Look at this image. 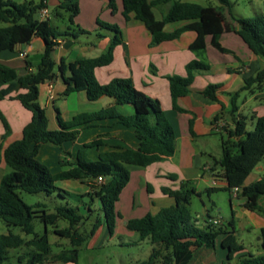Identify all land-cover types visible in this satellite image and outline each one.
Returning a JSON list of instances; mask_svg holds the SVG:
<instances>
[{"label":"trees","instance_id":"1","mask_svg":"<svg viewBox=\"0 0 264 264\" xmlns=\"http://www.w3.org/2000/svg\"><path fill=\"white\" fill-rule=\"evenodd\" d=\"M47 0H24L17 3L14 0H0V50H14L22 44H30L33 37H40L44 41V50L41 61L34 71L28 62L25 68L18 72L15 68L0 62V100L5 98L18 100L24 108L31 113L30 121L24 126L22 136L7 147L0 144V157L6 161L9 171L0 181V220L8 226H19L26 235L33 237L26 239L19 234L9 232L0 234V264L8 259V248H17L22 245L33 246L36 253L33 262H42L52 251L48 238L47 224L55 225L59 219H66L70 226L67 228H54L56 234L68 236L72 248L63 249L56 253L55 258L63 264H78L80 246L85 237L79 232V226L89 217V210L83 214L79 208L72 206H57L54 211L47 212L42 209L41 203H26L20 190L30 193L45 192L52 194L60 190L57 181L79 180L89 187L87 194L99 199L105 214V222L110 232L114 228L115 206L123 189L130 180V166H148L175 152L176 133L174 127L167 119L159 100L139 90L130 77H114L108 83H101L95 69L110 64L114 60L115 48L123 42V35L117 24L97 22L112 31L108 50L99 56L81 58L72 67V75L66 79L68 85L65 94L74 88L84 90L89 100H97L102 96L113 99V103L96 112H82L74 115L70 120L62 118L57 109V122L59 128L49 129V119L44 107L38 101L39 87L42 83L55 79L56 62L53 52L58 45V39L75 34L60 30L52 25L50 17L40 18V10L47 7ZM222 8L229 13L235 32L245 42L247 47L256 55L264 58V15L254 17H237L232 13L230 0H219ZM108 6L114 13L117 9L115 0H109ZM122 14L126 21L131 15L141 21L152 36V44L174 40L187 30L196 33L195 39L189 44L193 51H201L206 47V37H211V43L221 52H230L223 47L220 38L223 33L222 19L224 15L212 5H203L183 0H122ZM161 11V18H157L154 8ZM60 9L70 13L69 20L79 14L80 8L77 0H59L55 14L60 15ZM187 21L186 24L173 31H167L166 25ZM59 73L64 76L66 63L61 60ZM209 65L191 62L186 67V75L168 76L170 94L173 108L181 111L177 99L188 93L198 70H206ZM263 84L264 67L255 76L245 80L241 90L250 89L253 85ZM219 84H209L204 94L210 99L218 101L217 91ZM240 91L232 94V114L235 115V128L230 138H239L234 146L223 141V156L215 164L220 170L216 174L225 178L226 187H208L211 192L219 189H239V195L244 198V207L264 214V206L260 199L264 195V175L262 178L245 184L247 176L264 158V115L256 117L255 128L246 131L245 122L237 119L239 110L238 98ZM131 104L134 113L123 115L118 105ZM0 119L5 128L3 140L10 133V126L0 111ZM105 119H116L118 123L135 130L139 143L136 148H123L101 152L97 159H89L87 150L98 146L101 137L84 144L78 151L73 163L68 169L53 173L50 168L38 158V152L43 144L62 146L64 143L74 141L80 130L94 125ZM103 176L104 182L95 180ZM188 184V183H187ZM163 192L174 198V204L160 208L156 213H147L140 218L131 219L127 227L138 232L139 240H149L156 245L147 260L139 264H154L162 259L163 264H193L199 258V251H213L218 235L225 233L221 246L227 249L226 261L220 264H230L234 255L243 251L244 246L238 242L234 235L233 220L228 224L206 221V225H198L192 221L188 205L193 194H201L194 187L181 192H174L166 187ZM61 193V192H59ZM41 211L40 218L45 224V232L39 235L35 232L33 218L36 212ZM100 223L98 220L95 227ZM262 246L264 248V227L261 228ZM239 264H264L262 254L243 253Z\"/></svg>","mask_w":264,"mask_h":264},{"label":"crops","instance_id":"2","mask_svg":"<svg viewBox=\"0 0 264 264\" xmlns=\"http://www.w3.org/2000/svg\"><path fill=\"white\" fill-rule=\"evenodd\" d=\"M46 3L48 10L52 7L55 12L59 0H47ZM120 7L122 13V0ZM215 8L218 9L220 7L216 6ZM60 12V15H55L62 16V9H60ZM38 16L41 18L40 12ZM137 21L139 20L132 14L130 20L126 22ZM186 23L187 21H179L176 27H170V29L168 24L165 29L173 31ZM222 24L223 28L225 26L230 32H233L225 33L224 28L220 38L222 46L230 50V52H221L214 47L210 36L206 37L204 50H191L189 44L196 37V33L191 30L184 31L177 39L159 44H152V36L147 29V33H127L126 31V33H122L123 42L115 48L114 60L106 66L95 69V75L101 83H108L114 77L132 78L137 89L160 101L162 109L176 133V148L172 156L165 157L145 167H129L130 180L123 189L119 200L125 190L131 185L134 174L138 175L140 183L138 187L139 196L143 188H146L150 196V202L153 205H155L156 197L160 199L169 198L170 205L174 204V198L164 193L163 188L166 187L174 192H181L191 188V181L198 177L205 181L211 179L214 183L208 184L206 189L208 187H226L225 178L216 175L220 170V166L215 164V162L223 156V141H228V145L234 146V142L239 139L237 137L230 138V133L236 125L235 115L231 111L232 94L240 91L238 98L239 110L236 118L245 122L246 131L253 130L256 117L264 115L263 84H255L250 89H241L245 85L247 78L255 76L264 67V58L254 54L247 47L245 42L235 32L234 25L231 24L226 15L222 19ZM90 35L92 36L88 41L79 39L77 35H69L58 39V45L53 52V58L56 62L55 71L58 75L55 79L40 85L38 98L40 105L46 110L49 119L48 127L51 130L59 128L56 118L57 109L63 119L70 120L78 113L96 112L113 103V99L108 96H102L97 100H89L84 90H76L74 88L68 94H65L68 87L66 79L71 77L72 67L75 66L76 61L81 58L99 56L109 48L111 33H90ZM29 46H32V50L25 53ZM43 50L44 41L36 36L32 38L30 44L19 45L14 50H0V62L15 68L18 72H21L29 62L31 65L29 69L34 71L41 61ZM36 51L39 52L40 58L35 62L30 56ZM61 60L66 63L64 76L60 75L58 68ZM191 62L207 64L209 68L196 71L188 93L177 99L178 106L182 108L179 111L173 108L168 76H185L186 67ZM209 84L220 85L217 91L218 101L210 99L204 94V89ZM118 110L126 116L134 113V108L129 103L118 105ZM0 111L10 126V133L3 140L5 128L0 119V144L3 143V148H5L21 138L24 126L31 119V113L18 100L10 98L0 100ZM216 133H225L229 138L222 139L221 146L218 145L216 154H213L207 151V148H211L208 138ZM98 137H101L100 144L87 150L89 159H97L101 152L129 147L136 148L139 143L134 128L120 124L116 119H105L81 129L74 141L66 142L62 146L41 145L37 158L46 164L53 173H58L69 168V165L64 164L65 161L73 163L79 149L84 144L90 143ZM207 153L212 158L213 165L210 163L205 164L202 161L203 155ZM8 171L9 167L2 156L0 157V181ZM263 175L264 162L262 159L247 176L245 184L256 181L262 178ZM159 179L167 180L169 183L166 186L155 188L156 186L153 183L158 182ZM62 181L67 185L72 183L74 185H85V191L81 194H85L89 190V187L79 180ZM218 181H220V184L216 185L215 183H218ZM196 191L201 193L199 189H196ZM238 191L239 189L237 193L232 194L230 199L231 218L228 222L233 220V233L237 237L236 220H244V225L248 229L260 234L257 239L262 244L260 231L264 227V214L244 207V198L239 195ZM133 204L134 207L141 206V203H136V201ZM260 204L264 206V195L260 199ZM160 208L152 213H156ZM208 214L206 210L203 215V222L198 220L196 224L206 225ZM135 218L140 217L124 218L123 221L127 225L129 220ZM212 220L214 222L217 219L214 218ZM218 221L220 222V220ZM136 234L139 237L138 232ZM224 236L225 233L218 235L213 251L200 250L199 258L193 264H219V261H225L224 258L227 259V249L221 246ZM238 242L241 243L239 240ZM241 244L244 246V250L235 254L234 257H238L243 253H251L247 250L244 243ZM218 247L219 250H217ZM263 252L264 249L256 254H262ZM218 259L220 260L218 261Z\"/></svg>","mask_w":264,"mask_h":264},{"label":"rangeland","instance_id":"3","mask_svg":"<svg viewBox=\"0 0 264 264\" xmlns=\"http://www.w3.org/2000/svg\"><path fill=\"white\" fill-rule=\"evenodd\" d=\"M17 3H21L24 0H14ZM40 1V0H35ZM81 8L80 14L74 18V23L69 20L70 13L62 10V16H56L53 8L49 9V17L53 26L60 30L69 31L78 36L83 41L90 40V33H113L112 31L103 28L97 19L117 24L122 33H147L144 24L140 21L126 22L121 13V0H115L117 9L113 13L112 9L108 6L109 0H78ZM188 2H196L203 5H212L214 7H220L218 10L226 15L231 24L232 19L227 10L222 6L219 0H183ZM232 2V13L237 17H254L257 15H264V0H230ZM154 12L157 18H161L160 8L155 7ZM179 22L170 23V27L174 28ZM4 22H0V27L4 26ZM225 33L230 32L225 27ZM190 33V32H189ZM31 59L36 62L40 58L39 52L36 51L31 54ZM248 93V92H247ZM227 134L216 133L213 134L208 141L211 143V148H207L208 152L216 154V147L221 146L222 139H228ZM58 146V145H56ZM209 153L204 154L202 161L207 164L213 165V160L209 157ZM264 162V158H263ZM216 170V169H215ZM215 183L216 185H219ZM169 181L159 179L158 182H154L155 188L158 186L167 185ZM208 184H214L211 179L208 181L198 177L191 181L190 186L195 189L201 190V194H193L190 204L188 205L189 214L193 222L200 220L203 222L204 213L208 211V219L220 220L217 226L221 224H228V220L231 218L230 199L232 194L237 193L238 189H219L208 192L206 187ZM56 185L60 190L52 194L45 192L30 193L24 190H20V194L23 200L28 204L41 203L42 209H45L48 213L55 210L57 206H72L79 208V212L86 214L88 210L85 204L89 205L92 209L91 213H88L89 217L79 226V232L84 235L85 239L80 246L78 264H139L140 262L147 260L151 255L153 248L156 246L149 240H139L136 232L129 229L124 223V218L143 217L147 213H152L160 207L170 206L169 198L160 199L155 198V205L150 202V196L146 188L140 193L138 187L140 183L138 181V175H133L131 185L125 190L122 198L116 203L114 216V228L110 232L105 222V214L101 208L98 198L85 193V185L83 184H65L63 181L56 182ZM135 188V189H134ZM61 192V193H59ZM157 192V191H156ZM239 193V191H238ZM157 194H159L157 192ZM155 196V195H154ZM153 196V197H154ZM135 198V199H134ZM134 201L141 203V206L134 207ZM41 211L36 212V216L33 218V225L35 232L42 235L45 232V224L40 218ZM100 220V223L95 227L96 222ZM244 220H236V233L237 238L241 243H244L247 250L252 254L258 253L263 250L261 242L257 239L259 233H254L253 230L248 229ZM70 223L66 219H59L55 225L47 224L48 238L52 246V251L47 255L42 262H33V255L36 250L33 246L22 245L17 248H8V259L3 264H63L55 258V254L59 253L63 249L72 248L70 238L68 236H62L54 232V228H67ZM13 232L19 234L26 239L33 237V235H26L19 226H8L3 220H0V234H8ZM220 247V246H219ZM219 247L217 250H219ZM219 258V256H217ZM240 256L234 257L230 264H239ZM220 259H218L219 261ZM226 261V259L224 258ZM221 261H219V264ZM154 264H162V259H158Z\"/></svg>","mask_w":264,"mask_h":264},{"label":"built area","instance_id":"4","mask_svg":"<svg viewBox=\"0 0 264 264\" xmlns=\"http://www.w3.org/2000/svg\"><path fill=\"white\" fill-rule=\"evenodd\" d=\"M40 15H41V18L48 17V16H49V10H48V8H47V7L42 8V9L40 10ZM31 50H32V46H29V47H27L25 53H28V52H30ZM104 180H105V178H104L103 176H99V177L95 180V182H97V183H102V182H104ZM214 223H219V221H218V220H215Z\"/></svg>","mask_w":264,"mask_h":264}]
</instances>
